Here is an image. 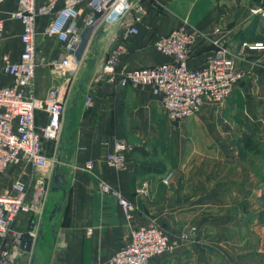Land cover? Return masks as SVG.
<instances>
[{
    "label": "crops",
    "instance_id": "0c3cea01",
    "mask_svg": "<svg viewBox=\"0 0 264 264\" xmlns=\"http://www.w3.org/2000/svg\"><path fill=\"white\" fill-rule=\"evenodd\" d=\"M138 1L146 11L137 32L122 34L123 22L133 20L132 10L120 19L106 17L72 78L51 71L50 60L65 50L45 34L48 18L38 21L36 55L37 49L42 54L37 55L35 94L42 98L50 87L60 85L65 113L56 161L46 171L48 191L36 225L41 232L32 252L21 249L20 262L109 264L128 243L131 230L153 220L171 240L181 232L188 238L149 264H264V48L241 47L244 41L264 44V19L250 13L259 0ZM80 7L83 25L88 10L84 3ZM15 8L16 0L0 4V61L3 55L16 61L22 50L21 24L8 18ZM183 20L208 34L192 46L189 66L202 65L214 51L209 38H217L243 76L221 104L206 100L196 114L172 123L150 87L119 86L107 80L101 68L112 50L117 51V72L169 61L153 41ZM214 27L219 31L213 32ZM45 67L47 81L41 74ZM10 82V76L0 75V86ZM46 120L44 112L36 111L38 125ZM116 140L131 146L122 168L106 162ZM47 143L53 145L44 142V147ZM87 162L92 163L89 169ZM55 172L65 179L58 189L52 188ZM166 173L171 175L165 183ZM100 181L133 201L136 211L130 220L116 199L100 190ZM143 182L147 193L139 194ZM55 206L59 210L48 221ZM33 216L19 214L14 227L27 231Z\"/></svg>",
    "mask_w": 264,
    "mask_h": 264
},
{
    "label": "built area",
    "instance_id": "2783aa9c",
    "mask_svg": "<svg viewBox=\"0 0 264 264\" xmlns=\"http://www.w3.org/2000/svg\"><path fill=\"white\" fill-rule=\"evenodd\" d=\"M5 0H0V4ZM84 3L87 13L83 25L79 23ZM132 10V22L124 23L122 34L126 37L137 32L136 24L142 19L146 8L138 0H47L38 4L36 0H16V8L9 12L8 18L19 20L21 24L20 41L22 50L16 61L3 55L0 61V75H8L11 82L0 86V174L12 163L19 162L23 167L33 170L27 181L14 178L8 192H0V264L21 263L22 250L19 247L23 231L14 227L21 213H33L37 221L42 217L43 203L47 196L49 176L39 174L53 168L44 148V142H52L55 157L62 129L65 104L60 96V85L50 87L44 97L35 94V69L37 26L40 18H48L44 32L56 38L65 52L52 60L49 65L56 75L73 77L81 60L74 56L80 42V34L91 28L90 38L97 26L106 17L122 18ZM250 13L264 19V0L250 7ZM4 21L0 18V41L3 37ZM219 28L214 27L213 32ZM208 34L192 27L187 20L169 30L153 41V46L171 59L156 65L123 69L115 68L117 51L112 50L103 62L101 72L110 82L119 86H148L160 98L167 119L172 123L196 114L208 100L221 104L231 93L243 72L235 69L234 56L220 44L219 39L209 38L214 45L213 54L196 67L189 66L192 46L199 38ZM242 48L262 49L261 42H242ZM85 104H90L86 97ZM36 111L46 114L44 125L36 122ZM131 146L122 140L113 142L106 153V162L115 168H122L127 161ZM52 159V158H51ZM87 162L85 168H91ZM171 173L164 174L166 183ZM103 193L113 196L126 220L136 211L132 200L105 181L99 182ZM137 193H147V182H143ZM91 230L88 229V233ZM188 238L181 232L177 239L171 240L166 230L149 220L135 226L128 243L115 252L109 264H149L152 257L171 252L178 241Z\"/></svg>",
    "mask_w": 264,
    "mask_h": 264
},
{
    "label": "water",
    "instance_id": "95a60500",
    "mask_svg": "<svg viewBox=\"0 0 264 264\" xmlns=\"http://www.w3.org/2000/svg\"><path fill=\"white\" fill-rule=\"evenodd\" d=\"M90 33H91V28H85L81 34H80V42L74 51V56L77 60H81L82 56L88 46L89 39H90ZM59 158V157H58ZM57 158V159H58ZM58 161V160H57ZM59 165L55 167L56 170H58ZM52 182L54 183V186L52 188L58 189L59 188V182L61 181L62 183H65L64 175L60 173H53L52 174ZM56 210H59V206H55L49 216H48V221H51ZM37 225V218L35 216L32 217V221L30 223V226L27 231L23 233L22 239L20 241L19 247L26 251V252H32L34 249L33 243L36 237L40 234L41 230L36 229ZM36 234V235H35Z\"/></svg>",
    "mask_w": 264,
    "mask_h": 264
},
{
    "label": "rangeland",
    "instance_id": "374dc122",
    "mask_svg": "<svg viewBox=\"0 0 264 264\" xmlns=\"http://www.w3.org/2000/svg\"><path fill=\"white\" fill-rule=\"evenodd\" d=\"M40 50L37 49V55H38V53H39V55L42 54L40 52ZM37 55H36V61H37ZM38 57H40V56H38ZM46 68L47 67L44 68L45 72L41 73L42 76L44 77V79L49 77V72L46 71ZM71 78H72V76H71ZM45 81H47V80L45 79ZM44 148L46 149L48 157L50 158V160H52L50 162V166L54 165L55 161H56V159H55L56 157L53 158L54 146L47 143V146ZM32 172H33L32 169H30L29 167H23L19 162L12 163L3 173L0 174V192H8L10 190L11 182L14 178L20 177L22 180L27 181ZM37 173L46 174V172H40V171H37ZM26 259L27 258L25 257V260Z\"/></svg>",
    "mask_w": 264,
    "mask_h": 264
},
{
    "label": "trees",
    "instance_id": "16d2710c",
    "mask_svg": "<svg viewBox=\"0 0 264 264\" xmlns=\"http://www.w3.org/2000/svg\"><path fill=\"white\" fill-rule=\"evenodd\" d=\"M133 148V147H132Z\"/></svg>",
    "mask_w": 264,
    "mask_h": 264
}]
</instances>
